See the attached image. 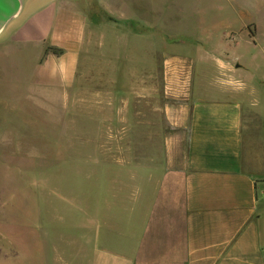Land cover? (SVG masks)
I'll list each match as a JSON object with an SVG mask.
<instances>
[{
  "label": "crops",
  "instance_id": "0c3cea01",
  "mask_svg": "<svg viewBox=\"0 0 264 264\" xmlns=\"http://www.w3.org/2000/svg\"><path fill=\"white\" fill-rule=\"evenodd\" d=\"M156 2L17 0L0 26L1 104L100 120L127 59L143 67L161 55L164 165L151 190L135 181L112 204L88 175L100 183L88 195L91 264H264V170L244 162V106L209 98L202 38L175 37L196 11L171 21Z\"/></svg>",
  "mask_w": 264,
  "mask_h": 264
},
{
  "label": "rangeland",
  "instance_id": "374dc122",
  "mask_svg": "<svg viewBox=\"0 0 264 264\" xmlns=\"http://www.w3.org/2000/svg\"><path fill=\"white\" fill-rule=\"evenodd\" d=\"M156 1L171 21L196 11L175 37L202 38L208 97L243 104L244 162L264 170V0ZM160 60L140 67L128 58L111 104L97 108L100 120L79 107L62 115L49 105L45 115L29 101L7 107L0 99V264H91L88 195L100 183L90 173L104 179L109 204L135 181L152 189L169 133ZM93 162L100 169H88Z\"/></svg>",
  "mask_w": 264,
  "mask_h": 264
},
{
  "label": "water",
  "instance_id": "95a60500",
  "mask_svg": "<svg viewBox=\"0 0 264 264\" xmlns=\"http://www.w3.org/2000/svg\"><path fill=\"white\" fill-rule=\"evenodd\" d=\"M17 0H0V26L14 13Z\"/></svg>",
  "mask_w": 264,
  "mask_h": 264
},
{
  "label": "trees",
  "instance_id": "16d2710c",
  "mask_svg": "<svg viewBox=\"0 0 264 264\" xmlns=\"http://www.w3.org/2000/svg\"><path fill=\"white\" fill-rule=\"evenodd\" d=\"M46 50H51V52L55 55H59L62 52L61 50L55 48H47Z\"/></svg>",
  "mask_w": 264,
  "mask_h": 264
}]
</instances>
